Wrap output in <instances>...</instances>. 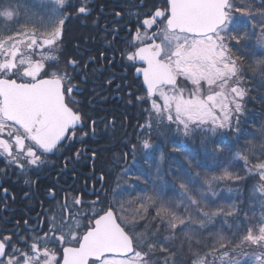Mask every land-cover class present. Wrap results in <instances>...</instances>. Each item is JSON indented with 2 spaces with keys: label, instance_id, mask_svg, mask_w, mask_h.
Segmentation results:
<instances>
[{
  "label": "snow or ice",
  "instance_id": "6c2138e0",
  "mask_svg": "<svg viewBox=\"0 0 264 264\" xmlns=\"http://www.w3.org/2000/svg\"><path fill=\"white\" fill-rule=\"evenodd\" d=\"M97 8L0 0V176L38 183L31 176L52 157L78 158L86 149L76 145L96 135L76 98L88 82L72 44L82 38L69 37L67 23ZM128 16L118 51L138 82L128 102L144 117L130 153L118 158L111 186L101 174L90 202L70 191L56 201L49 190L55 203L42 221L0 235V264H264V122L247 108L264 107V0H161ZM116 25L105 40L125 30ZM129 154L132 166L121 167ZM222 184L235 185L229 203H219Z\"/></svg>",
  "mask_w": 264,
  "mask_h": 264
},
{
  "label": "flooded vegetation",
  "instance_id": "af4514ba",
  "mask_svg": "<svg viewBox=\"0 0 264 264\" xmlns=\"http://www.w3.org/2000/svg\"><path fill=\"white\" fill-rule=\"evenodd\" d=\"M94 2L98 8L93 12L92 18L88 21L70 19L67 23V35L82 38L73 39L72 44H80L78 52L87 66L80 71L79 79L82 80L86 76L88 82L80 84L85 91L82 96L76 98L86 105L83 110L96 121V135L91 137L86 145H76L77 148L86 149L78 158L73 156L72 151L66 152L64 157L59 159L52 157V163L47 169L38 176H31V180H38V183L26 185L19 174L12 175L11 171L7 176H0L2 185L0 235L23 230L24 220H28L29 225L38 218L42 221L44 219L42 213L47 212L55 203L48 195L49 190L55 191L56 201H60L61 196L70 191L73 195L82 194L87 203L94 199L93 188L97 191L101 188L102 182L98 179L101 174H104L107 186H111L115 173L119 171L115 167L118 158L125 152L130 153L128 142L129 140L135 142L134 130L137 129L138 123L144 121L141 107L128 102L129 91L140 94L138 82L134 81L133 70L127 67V61L122 60L118 50L123 46L127 36L126 26L130 19L128 9L147 12L153 4L159 6L161 0H94ZM141 4L146 7H139ZM121 8L125 9L124 17H114L112 14ZM134 18L131 17L133 20ZM93 20H96L95 24ZM116 21H119V27L125 30L120 31L118 35H109L105 40L106 30L110 32L116 27ZM71 50L70 44L69 51ZM108 80H112L113 83L109 85ZM129 84L132 85L131 89L128 87ZM93 151L96 153L95 159L92 158ZM140 155L138 152L137 161L142 163ZM119 163L121 167H131L133 164L131 154L128 155L126 164L124 161ZM2 169L3 165L0 164V170ZM3 188L8 189L7 197L3 193Z\"/></svg>",
  "mask_w": 264,
  "mask_h": 264
},
{
  "label": "trees",
  "instance_id": "16d2710c",
  "mask_svg": "<svg viewBox=\"0 0 264 264\" xmlns=\"http://www.w3.org/2000/svg\"><path fill=\"white\" fill-rule=\"evenodd\" d=\"M260 92L264 93V89H260ZM247 108L249 110V112L254 116L255 120L257 122H264L262 121V117H264V107H262L261 103L259 100H256L255 102H250L247 104ZM144 122V121H143ZM249 127H251V124L249 125ZM170 149H171V145H164L161 148V151L165 152V154L167 155L168 153H170ZM174 155V154H173ZM172 156L171 155H167V164H172ZM198 171H205L204 169H198ZM249 183H253V182H249ZM227 187H235V185H220L216 190L218 192L222 193L223 199H221L219 201V203H229L231 201H229L227 198L231 195V196H235L236 193H232L229 194L227 192ZM240 189H241V193L244 194L248 191L247 188H245L244 184L242 183L240 185ZM217 227H219V225H217Z\"/></svg>",
  "mask_w": 264,
  "mask_h": 264
}]
</instances>
